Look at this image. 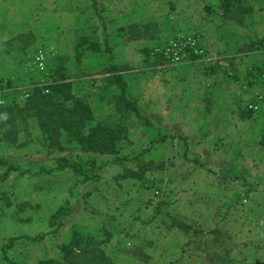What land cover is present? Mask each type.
I'll use <instances>...</instances> for the list:
<instances>
[{"label": "rangeland", "instance_id": "obj_1", "mask_svg": "<svg viewBox=\"0 0 264 264\" xmlns=\"http://www.w3.org/2000/svg\"><path fill=\"white\" fill-rule=\"evenodd\" d=\"M83 1L0 0V103L21 102L30 74L47 84L35 55L40 68L61 57L94 114L120 121L129 136L84 179L52 169L56 157L82 152L45 143L33 119L19 125L15 141L0 135V264L55 261L76 227L115 264H264V46L244 47L264 38V0H246L253 9L243 24L201 0H168L163 10L184 23L172 30L151 17L114 26L135 0H96L97 10ZM202 20L213 27L197 28ZM192 34L203 54L185 60L186 69L146 54ZM82 36L95 47L107 38L97 69L82 68L86 55L76 64ZM119 46L126 69H136L127 95L143 118L117 109L118 92L105 79ZM250 105L252 114L241 117ZM58 207L63 215L51 220Z\"/></svg>", "mask_w": 264, "mask_h": 264}, {"label": "trees", "instance_id": "obj_2", "mask_svg": "<svg viewBox=\"0 0 264 264\" xmlns=\"http://www.w3.org/2000/svg\"><path fill=\"white\" fill-rule=\"evenodd\" d=\"M203 1L207 10H210L212 8L210 6L213 5L221 11L223 18L237 24H243L245 16L251 13L253 9V5L246 0ZM83 4L89 3H86L85 0ZM90 5L97 10L96 0H91ZM97 14L102 18L100 12L97 11ZM130 26H132L131 28L134 27V25ZM25 37L24 34H21L17 35L15 39L18 43H21V40L23 41ZM22 46H25V44ZM263 46L264 38H261L258 41H249L244 47L252 49ZM76 49H78L77 57H74L76 64H78L82 55H86L85 63L82 65L83 69H86L88 65L92 66V63L98 61L100 55L96 54L97 51L103 50L106 53L109 51L106 37L102 46L98 45L95 47L92 39L88 36H82L81 40L76 44ZM86 50L87 52L89 50L91 55H87ZM157 51L158 49L154 47L148 51L146 50V54L153 56L154 63L166 62V59L162 58L161 53ZM157 56L158 59H156ZM193 57L196 58V56ZM40 58V55H35L32 59V64L37 73H42V82L47 84H41L34 74H30L28 78L30 88L21 102L0 103V135L3 139L15 141L19 125H25L27 119H33L45 143L60 149L64 145H71L82 152V154L76 155L75 159L65 155L56 157L53 170L70 168L77 175L84 176V179L92 177L95 175L98 166L97 160L100 156L117 155L122 150L124 142L127 141L129 136V128L120 121L114 123L106 118H99L94 114L91 102L87 99V96L76 89L80 82L72 81L67 73L66 66L58 62L61 57H57L55 62L44 68L39 67L38 61ZM103 68L104 73L108 74L105 79L118 92L113 93L114 102L119 105L117 109L121 106L125 111L129 112L130 110L136 117L143 118L136 101L130 99L127 95V81L122 75L123 68H126V66L110 62ZM9 84V80H6L5 85L9 86ZM252 111L253 105H250V107L240 111V116L243 118L250 116ZM143 168L145 169V167ZM128 172L130 176L135 178H141L143 174L142 172L139 174L134 170ZM61 215H63V209L58 207L50 218L53 220ZM58 220L54 221V223L60 224ZM9 240L12 241L13 238ZM35 264L115 263L105 253L104 247L100 245V241L95 236L76 227L70 231L68 239L61 244L60 255L55 261H39Z\"/></svg>", "mask_w": 264, "mask_h": 264}, {"label": "crops", "instance_id": "obj_3", "mask_svg": "<svg viewBox=\"0 0 264 264\" xmlns=\"http://www.w3.org/2000/svg\"><path fill=\"white\" fill-rule=\"evenodd\" d=\"M135 1L136 2H134L132 4V7H130V9L129 8L126 9L123 7L122 11L118 12V15L114 17L115 18V22H114L115 25L114 26L127 27L128 25L130 26V25L140 23L147 17H151L152 20H154L155 22L159 21V23H161V25L163 24L164 27L169 26L168 28H170V30H172L171 29L172 27L175 28V27L184 25V23H182V21L173 19L175 15L169 14V9L163 10V8L165 6V2H167L168 0H142V1L141 0H135ZM201 1H203V0H201ZM169 6L170 7L172 6L170 4V1H169ZM163 14H165V15L163 16ZM184 19H186V18H184ZM201 22H202V24H201ZM201 22H199L197 24L195 23V25H197V28L202 27L203 29L204 28L207 29L210 27V29H211V27H213L212 25L210 26V22H207L206 20H202ZM121 48L122 47L119 46L117 49L112 50L113 53L115 52L114 63H117L118 65H124V67H125L126 61H125V57H123V54L121 55V53H120ZM86 54L91 55V52L89 50L87 52V50H86ZM92 54H93V52H92ZM96 54L104 55V54H106V52H104L103 50H100V51H97ZM107 54H108V52H107ZM108 57H109V55H108ZM187 65H188V63L186 62V63H182L178 66L181 67L182 69H184V68L186 69ZM97 66H99V64L95 62V63H92V67H90V68H92V70L95 68L97 69ZM135 70L136 69H134L133 67L129 68V69L123 68L122 75L125 77L126 81H127V75L129 74V72L132 73ZM170 115H172V114H170Z\"/></svg>", "mask_w": 264, "mask_h": 264}, {"label": "built area", "instance_id": "obj_4", "mask_svg": "<svg viewBox=\"0 0 264 264\" xmlns=\"http://www.w3.org/2000/svg\"><path fill=\"white\" fill-rule=\"evenodd\" d=\"M157 52L161 53L162 58H165L166 62L171 64L183 63L190 57H199L203 54L199 40L193 34L178 35L167 41Z\"/></svg>", "mask_w": 264, "mask_h": 264}]
</instances>
